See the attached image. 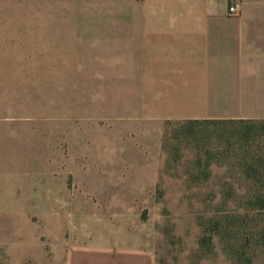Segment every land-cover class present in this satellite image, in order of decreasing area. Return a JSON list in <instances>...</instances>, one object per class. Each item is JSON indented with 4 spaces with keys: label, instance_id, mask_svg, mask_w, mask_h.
<instances>
[{
    "label": "rangeland",
    "instance_id": "obj_1",
    "mask_svg": "<svg viewBox=\"0 0 264 264\" xmlns=\"http://www.w3.org/2000/svg\"><path fill=\"white\" fill-rule=\"evenodd\" d=\"M139 33L264 0H0V264H264V120L166 117Z\"/></svg>",
    "mask_w": 264,
    "mask_h": 264
},
{
    "label": "crops",
    "instance_id": "obj_2",
    "mask_svg": "<svg viewBox=\"0 0 264 264\" xmlns=\"http://www.w3.org/2000/svg\"><path fill=\"white\" fill-rule=\"evenodd\" d=\"M139 80L166 117L264 120V33H139Z\"/></svg>",
    "mask_w": 264,
    "mask_h": 264
},
{
    "label": "built area",
    "instance_id": "obj_3",
    "mask_svg": "<svg viewBox=\"0 0 264 264\" xmlns=\"http://www.w3.org/2000/svg\"><path fill=\"white\" fill-rule=\"evenodd\" d=\"M236 6H235V4H231V5H229V7H228V13L229 14H235L236 13Z\"/></svg>",
    "mask_w": 264,
    "mask_h": 264
}]
</instances>
